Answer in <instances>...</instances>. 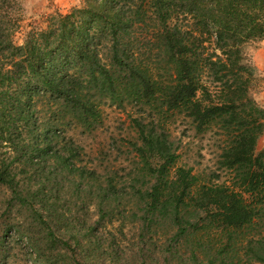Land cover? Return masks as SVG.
Masks as SVG:
<instances>
[{"label": "trees", "instance_id": "16d2710c", "mask_svg": "<svg viewBox=\"0 0 264 264\" xmlns=\"http://www.w3.org/2000/svg\"><path fill=\"white\" fill-rule=\"evenodd\" d=\"M22 9L0 0V186L11 198L23 205L31 194L15 162L38 175L62 171L79 178L100 212L127 201L132 222L163 230L165 264H264V150L256 153L264 107L244 62L245 45L264 39V0H85L18 43ZM103 98L149 116L133 118L138 166L124 183L102 181L63 130L69 121L91 129ZM166 115L219 135V167L231 184L205 182L179 163ZM35 203L40 224L54 218ZM48 229L51 243L71 247Z\"/></svg>", "mask_w": 264, "mask_h": 264}, {"label": "rangeland", "instance_id": "374dc122", "mask_svg": "<svg viewBox=\"0 0 264 264\" xmlns=\"http://www.w3.org/2000/svg\"><path fill=\"white\" fill-rule=\"evenodd\" d=\"M20 2L22 17L20 29L15 34L18 43L23 42L30 30L46 28L51 15L57 12L66 14L85 5V0ZM244 51V62L254 69L251 95L264 107L256 99L264 90V74L259 75L255 66V62H259L257 58H264V39L249 42ZM99 103L101 119L91 129L69 121L63 130L67 138L82 147L81 158L84 164L98 170L102 181L104 175H107L115 176L118 182L124 183L132 179L130 176L135 168L137 171L138 159L134 156L130 140H138L133 118L138 117L141 111L128 102L122 106L103 98ZM147 114H143L146 118L144 122L149 123ZM164 120L167 131L178 146L181 165L193 167L194 172H199L205 182H233V174L219 167V135L215 132L197 134L191 120L183 115H166ZM5 150L0 149L2 157L7 156ZM262 150L264 132L258 139L256 153ZM13 166L16 168L13 172L17 174V180L30 186L31 194L28 202L22 205L17 199L11 198L6 188L0 186V264L166 263L164 255L159 252L166 241L163 230L159 232V227L154 225L148 230L143 223L132 222L131 217L128 218L131 204L128 205L127 201L114 211L100 212L97 201H91L78 177L62 171L38 175L29 167L17 168L18 162ZM40 200L45 202V218L48 219L49 214L54 215L44 224L37 221L36 212L29 207V202H38L35 203L38 207ZM48 227L55 231L58 238L68 240L71 247L64 245L60 239L51 243L47 236ZM258 229L264 232V225ZM76 234L80 239L79 245L73 239ZM142 234L145 236L142 237ZM29 237H34L35 242L32 243ZM36 251L48 261L42 259L46 263L41 262Z\"/></svg>", "mask_w": 264, "mask_h": 264}, {"label": "crops", "instance_id": "0c3cea01", "mask_svg": "<svg viewBox=\"0 0 264 264\" xmlns=\"http://www.w3.org/2000/svg\"><path fill=\"white\" fill-rule=\"evenodd\" d=\"M263 57H264V55H263ZM257 61H259V62H255V66H256V68L258 69V73H259V75H263L264 73V58L263 59H260V58H257ZM260 61H262V62H260ZM258 101H260L261 103H262V105H264V90L263 91H261V93H259V95H257V98H256Z\"/></svg>", "mask_w": 264, "mask_h": 264}]
</instances>
